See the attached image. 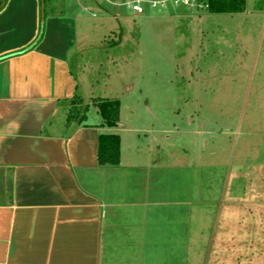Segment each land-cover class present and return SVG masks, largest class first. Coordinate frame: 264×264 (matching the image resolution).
Returning a JSON list of instances; mask_svg holds the SVG:
<instances>
[{
	"label": "rangeland",
	"instance_id": "obj_1",
	"mask_svg": "<svg viewBox=\"0 0 264 264\" xmlns=\"http://www.w3.org/2000/svg\"><path fill=\"white\" fill-rule=\"evenodd\" d=\"M146 1L40 0V35L53 8L78 19L79 92L61 121L100 123L98 103L119 100L112 133L140 167L112 180L127 193L147 167L168 180L161 192L190 213L192 264H264V0L231 15Z\"/></svg>",
	"mask_w": 264,
	"mask_h": 264
},
{
	"label": "crops",
	"instance_id": "obj_2",
	"mask_svg": "<svg viewBox=\"0 0 264 264\" xmlns=\"http://www.w3.org/2000/svg\"><path fill=\"white\" fill-rule=\"evenodd\" d=\"M54 10L41 35L40 0L0 11V264H192L190 213L173 209L168 180L147 167L133 196L112 180L140 167L124 163L121 136L120 164L100 165V135L119 124L61 121L80 39L77 16Z\"/></svg>",
	"mask_w": 264,
	"mask_h": 264
},
{
	"label": "trees",
	"instance_id": "obj_3",
	"mask_svg": "<svg viewBox=\"0 0 264 264\" xmlns=\"http://www.w3.org/2000/svg\"><path fill=\"white\" fill-rule=\"evenodd\" d=\"M7 0H0V11ZM46 1V0H43ZM207 11L212 14H241L246 11L247 0H206ZM102 127L116 128L120 122L119 100H103L97 105ZM77 123L85 122L86 115H73ZM121 157V138L118 134H101L99 140V162L101 166H118Z\"/></svg>",
	"mask_w": 264,
	"mask_h": 264
},
{
	"label": "built area",
	"instance_id": "obj_4",
	"mask_svg": "<svg viewBox=\"0 0 264 264\" xmlns=\"http://www.w3.org/2000/svg\"><path fill=\"white\" fill-rule=\"evenodd\" d=\"M152 8L161 7L162 9L167 8L170 4L173 6H185L190 9L206 10L208 5L206 0H160V1H146ZM132 10L137 14H143L144 8L140 5V1L133 3Z\"/></svg>",
	"mask_w": 264,
	"mask_h": 264
}]
</instances>
